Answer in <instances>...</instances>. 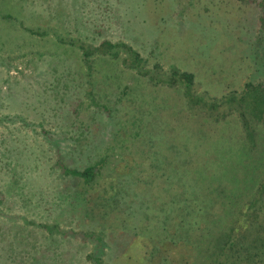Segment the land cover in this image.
Instances as JSON below:
<instances>
[{"label": "rangeland", "instance_id": "rangeland-1", "mask_svg": "<svg viewBox=\"0 0 264 264\" xmlns=\"http://www.w3.org/2000/svg\"><path fill=\"white\" fill-rule=\"evenodd\" d=\"M103 41L126 44L131 52L121 45L97 51ZM174 71L192 73V84L179 77L171 83ZM260 81L264 84V0H0V174L8 173L13 180L8 183L2 176L0 190L10 195L1 194L4 200L17 202L13 212L23 216L11 212L8 223L0 222L4 255H15L14 249L23 243L33 252V242H23L27 238L15 233L30 228L32 218L52 224L67 222L72 215L75 221L74 215L82 214L81 198L103 193L98 192L105 184L101 176L93 187L69 168L81 170L106 159L101 174L107 177L122 154L134 152L132 144H138L145 180L129 182L128 188L149 207L160 205V174L178 168L168 145L195 137L185 128L207 127L221 116L219 134L202 138L213 149L209 155L219 160L220 150L209 143L236 136L225 119L239 124L242 98L262 92L256 87ZM232 97L235 110L230 102L220 108L215 104ZM120 168L137 172L134 160L122 161ZM200 168L205 169L194 166L191 173ZM212 171L227 172L223 166ZM254 191L264 200V189ZM98 200L95 206L103 202ZM22 205L30 211L23 213ZM109 209L100 207L97 216L115 226L123 219L110 221ZM141 218L136 214L133 220L140 219L137 223L145 233ZM95 219L96 214L89 220ZM10 220H18L17 226ZM61 227L56 225L65 231ZM46 230L34 228V234L46 237ZM143 238L132 236L138 242ZM81 241L70 244L66 239L64 250L74 253ZM112 247L125 255L117 264H141L129 257L139 247L131 250L120 238Z\"/></svg>", "mask_w": 264, "mask_h": 264}, {"label": "trees", "instance_id": "trees-1", "mask_svg": "<svg viewBox=\"0 0 264 264\" xmlns=\"http://www.w3.org/2000/svg\"><path fill=\"white\" fill-rule=\"evenodd\" d=\"M113 45L109 41H103L95 49L104 51V48L111 49ZM120 45L131 52L130 46L123 43H116L114 47ZM173 73L171 83H175L176 78L179 77L184 79L188 86L192 84V73L177 71ZM257 85L258 89L262 88V92L253 94L248 92L242 98L240 105L243 106V110L239 113V124L225 119L233 124L236 136L229 137L220 144L218 141L209 143L216 144L215 149L220 150L219 160L209 155L213 149L206 147V142L202 138L205 135L208 139L206 136L208 134H219L217 125L220 123L221 116H215L213 118L215 124H209L207 127L197 126L195 130L185 128L186 133L195 137L182 138L175 146L168 145L167 148L174 150L178 158V168L172 174L166 171L160 174L163 191L160 205L149 207L147 200L142 201L139 193L130 191L128 188L129 182L139 184L145 180V176L142 175V166L138 164V144H132L135 153L129 150V153L122 154L118 165L115 164L116 167L112 168L107 177L101 174L106 159H101L93 166L81 170L69 168L75 178L79 177L85 184L93 187L98 176H101L100 180L105 184L98 186V192L103 191V193L96 197L94 193H86L84 198L81 196L83 201L79 211L82 214L74 215L77 216L75 221H71L72 215L67 217L61 215L64 219L70 217L66 219L67 222L61 223L59 220H54L52 224L34 218L29 220L30 228L19 229L15 233L20 232V236L27 238L23 242L27 240L33 242L34 246H31L33 252L31 253L30 244L26 246V243H23L14 249L15 255H4L3 246H0V264H58L59 262H64L62 264H117L125 256L114 252L115 249L112 247L113 241L119 238L126 246L129 244L131 250L139 247V252L130 253L129 257L135 256L141 264H264V218L260 217L261 204H264V200L261 196H256L254 191L255 188L264 189V140L258 137L261 138V135L264 137V84L260 81ZM235 99L234 97L220 98V103L215 104H220L218 106L220 108L222 103L230 102L229 108L235 110L233 105L236 102ZM247 99L248 101L245 102ZM211 109L214 110V104H211ZM226 116L227 113H223L222 119ZM210 126L213 127L209 128ZM208 158L211 161H208ZM124 160L136 161L137 172L128 174L127 169L121 170L120 164ZM164 164L162 161L161 166ZM194 166L205 169L200 168L191 173ZM221 166L226 167L227 172L212 171V169H220ZM232 169L235 171L234 176ZM258 172H262L263 175L257 178ZM2 173L0 181L2 176L4 179H10L7 172V174ZM152 178L149 177V179ZM73 180L72 177L69 181L73 182ZM12 181L10 179L8 183ZM103 182L98 180V183ZM106 185L109 187L108 190ZM235 189L238 190L234 191ZM211 190H214L213 196L209 195ZM1 194L8 197L10 195L5 194L3 188L0 190V222L3 225L4 221L8 220L9 214L16 208L17 202H7ZM99 198L103 202L95 206L93 201L95 199L99 201ZM34 200L32 204L36 208L38 202ZM111 200L114 203H110ZM93 206L95 210H92ZM107 206L110 208L108 212L110 221L114 222L116 218L123 219L115 226L106 221L108 218L104 221L101 215L97 216L100 207ZM21 208L23 213L30 211L23 205ZM16 210L19 212L20 207ZM13 213L14 216L19 214ZM95 214L96 219L89 220L90 216ZM136 214L144 217L141 221L142 226L145 227V233L137 223L140 219L133 220ZM22 217L19 214L18 218ZM98 219L101 221H97ZM128 220L132 224L127 226L124 221ZM17 221H12L13 227L17 226ZM103 221L104 225L97 223ZM57 224H63L61 228L65 231L56 228ZM39 227L49 229L46 230L48 232L46 237L42 233L40 237L34 234V228ZM131 227L136 231H133ZM60 231L61 234H55ZM1 233L3 234V230ZM133 234H140L144 238L138 242L132 239ZM49 239L52 242L47 244ZM66 239L70 244H74L73 241L79 239L82 241L74 253H66L64 250ZM90 242L94 245L91 248H89ZM134 243H139L140 246ZM22 247L25 248L22 249ZM128 252L130 251L126 253Z\"/></svg>", "mask_w": 264, "mask_h": 264}]
</instances>
